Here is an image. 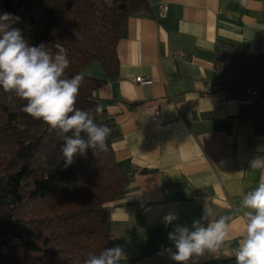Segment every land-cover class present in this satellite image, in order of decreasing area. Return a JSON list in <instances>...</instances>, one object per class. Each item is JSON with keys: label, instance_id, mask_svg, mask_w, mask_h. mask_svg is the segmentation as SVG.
Returning a JSON list of instances; mask_svg holds the SVG:
<instances>
[{"label": "crops", "instance_id": "0c3cea01", "mask_svg": "<svg viewBox=\"0 0 264 264\" xmlns=\"http://www.w3.org/2000/svg\"><path fill=\"white\" fill-rule=\"evenodd\" d=\"M149 3L151 13L130 17L117 44L119 78L95 92L119 131L111 143L115 158L131 175L126 193L106 205L111 247L124 250L121 264H175L163 251L173 248L168 233L174 224L191 227L207 204L211 221L228 218L225 255L205 254L190 264H236L229 254L246 228L242 198L264 181L249 168L264 155V119L251 120L250 101L225 100L204 88L215 87L214 42L264 53V0ZM162 3L166 15L159 19ZM84 73L104 78L96 63ZM139 76L152 83H135ZM169 212L178 220L166 228Z\"/></svg>", "mask_w": 264, "mask_h": 264}, {"label": "trees", "instance_id": "16d2710c", "mask_svg": "<svg viewBox=\"0 0 264 264\" xmlns=\"http://www.w3.org/2000/svg\"><path fill=\"white\" fill-rule=\"evenodd\" d=\"M0 12L20 18L15 26L30 44L52 51L63 45L70 61L64 75L83 77L75 107L111 129L105 151L89 148L66 165L60 131L24 113L26 101L0 89V264H85L90 255L111 248L106 205L120 199L131 180L111 147L117 126L95 92L119 78L117 44L127 35L129 18L150 14L151 5L0 0ZM93 63L101 67L102 80L84 73Z\"/></svg>", "mask_w": 264, "mask_h": 264}, {"label": "clouds", "instance_id": "9594fccd", "mask_svg": "<svg viewBox=\"0 0 264 264\" xmlns=\"http://www.w3.org/2000/svg\"><path fill=\"white\" fill-rule=\"evenodd\" d=\"M19 20L11 13L0 12V89L26 101L22 107L24 113L41 120L50 130L60 131L66 165L89 148L105 151L111 129L96 123L88 111L75 107L83 77L81 74L71 78L64 75L70 63L67 50L62 44L54 45L56 51L43 43L30 44L15 26ZM249 168L264 174V155L254 156ZM241 207L247 210L243 213L246 228L229 255L235 256L236 264H264V181L243 196ZM210 215L206 204L203 215L194 220L191 227L174 224L178 220L174 212L163 217L166 228L174 224L168 233L174 250L165 248L163 251L170 254L175 264H190L205 254L216 258L225 255L221 249L227 236L228 218L211 221ZM122 257H125L124 250L116 245L90 255L85 264H121Z\"/></svg>", "mask_w": 264, "mask_h": 264}, {"label": "built area", "instance_id": "2783aa9c", "mask_svg": "<svg viewBox=\"0 0 264 264\" xmlns=\"http://www.w3.org/2000/svg\"><path fill=\"white\" fill-rule=\"evenodd\" d=\"M160 18L166 15V5L158 8ZM212 71L215 76V87L208 84L204 91L213 94L217 89L225 100L250 101L252 105L249 117L252 121L264 119V53L254 52L239 46L223 42H214L212 49ZM180 60H185L184 53H178ZM189 60L190 57H189ZM135 83L150 85L148 77H136ZM155 116L159 111L154 109Z\"/></svg>", "mask_w": 264, "mask_h": 264}, {"label": "rangeland", "instance_id": "374dc122", "mask_svg": "<svg viewBox=\"0 0 264 264\" xmlns=\"http://www.w3.org/2000/svg\"><path fill=\"white\" fill-rule=\"evenodd\" d=\"M214 90H217V89H214ZM218 91V90H217ZM219 92V91H218Z\"/></svg>", "mask_w": 264, "mask_h": 264}]
</instances>
